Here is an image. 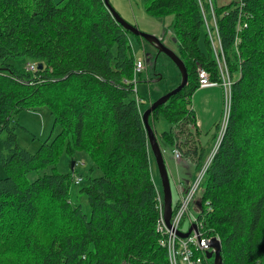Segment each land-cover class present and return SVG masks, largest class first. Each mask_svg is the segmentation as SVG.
Listing matches in <instances>:
<instances>
[{
	"label": "trees",
	"instance_id": "1",
	"mask_svg": "<svg viewBox=\"0 0 264 264\" xmlns=\"http://www.w3.org/2000/svg\"><path fill=\"white\" fill-rule=\"evenodd\" d=\"M211 5L234 84L196 219L203 239L220 238L222 264H264V0L221 7L212 0H148L151 15H173L177 55L188 72L185 88L149 123L156 134L162 115L170 129L157 137L161 149V142L171 153L177 149L199 170L206 149L191 103L200 88L198 67L219 81L203 18ZM239 23L247 27L238 32ZM134 37L142 40L117 23L104 0H0V137L6 134L0 163L7 173L0 179V264H169L157 231L162 193L142 102L134 97L142 74L134 76ZM10 59L37 69L19 70ZM42 108L60 131L29 152L17 142L16 115ZM62 148L92 163L78 190L90 216L71 199L73 172L56 171ZM34 172L43 174L29 180ZM202 257V264L213 258Z\"/></svg>",
	"mask_w": 264,
	"mask_h": 264
},
{
	"label": "rangeland",
	"instance_id": "2",
	"mask_svg": "<svg viewBox=\"0 0 264 264\" xmlns=\"http://www.w3.org/2000/svg\"><path fill=\"white\" fill-rule=\"evenodd\" d=\"M54 1L58 2L60 0ZM239 1L240 0H212L213 4L217 7L229 5ZM110 3L114 9H116L115 11L119 13V15L126 22L134 25L141 32L156 37L170 51L176 54L179 53V41L172 26V14L163 16L151 15L147 12L148 0H110ZM199 43L203 48V40H201ZM132 45L135 58L137 60H141L144 64V70L136 81V91L134 97L136 99H142L141 109L142 112H145L153 102L158 100L166 93L176 89L180 84L181 77L174 62L167 55L159 53L156 47L146 40L142 39L138 41L134 37ZM9 62L22 71L27 70L29 63L25 59H10ZM191 103L197 120L200 122L202 121V125L199 127L202 133L200 141L206 149V158L203 162L204 164L207 158L210 156L215 144L213 135L217 132L215 129V124L221 120L223 90L218 84H212L206 88H198L191 98ZM16 120L18 122V125L15 127V131L17 133V142L21 147L27 149L29 152L37 151L43 141L51 142L60 131L58 126H54L53 116L51 115L48 108L21 111L16 115ZM169 129L170 124H168L162 115H160L155 121L156 132L158 135H160L162 132L169 131ZM5 137L6 134H3L0 137V152L2 149V141L5 139ZM161 144L170 174L169 177L173 203L176 204L178 198H180V196L186 190L180 188V194H178L177 188L173 181L174 178H177L178 170L176 167L180 166L179 162L181 159H179V161L174 160V162H171L167 148L164 146L163 142H161ZM72 163H75L74 169H72ZM91 166L92 163L85 153L74 151L72 154H69L64 148L61 149V153L56 164V171L58 173L66 174L68 172H73L75 177H84V181L81 183V185L71 186L70 196L73 202L81 204L82 210L87 216H90V207L87 203L86 196L81 194L78 190L81 186L86 185L87 182L85 176L88 174ZM151 169L153 171L154 181L156 182L158 189H160L163 196L161 180L155 159L152 161ZM47 171L51 172L50 169H47L46 172ZM193 171V167H190V172L193 173ZM96 173H98V171H96ZM42 174L43 172L31 173L28 176V179L34 180ZM6 176L7 173L0 163V179L5 178ZM200 196L201 192L199 190L195 196V199H197L196 202L200 201ZM192 204L193 205L190 206L189 214L183 220L181 226L182 231H179L181 233H186L189 230V217L190 215L192 217L195 214L193 209L195 208V202L193 201ZM215 238L220 241L218 236H215ZM209 250L211 249L209 248L207 251ZM209 262L210 264H213V258H211Z\"/></svg>",
	"mask_w": 264,
	"mask_h": 264
},
{
	"label": "built area",
	"instance_id": "3",
	"mask_svg": "<svg viewBox=\"0 0 264 264\" xmlns=\"http://www.w3.org/2000/svg\"><path fill=\"white\" fill-rule=\"evenodd\" d=\"M203 18L205 21V28L207 31V35L210 44L212 46L214 58L218 67L219 81L216 84L220 85V87L223 90V106L221 113L222 115H221L219 127L216 132V136L214 138L215 144L213 150L210 156L205 161V163L202 165V167L196 172L191 184L186 188V190L180 196L175 210L173 209V216L171 218L170 227L167 226L164 219L163 196L160 193L157 196L158 209L160 212V218L157 224V231L161 235H163L161 245L167 251L169 264H202L203 261L202 255L204 256L205 251L209 249V245L207 243V241L209 240L202 239L200 233V228L202 227V225L197 221L195 217L193 219L191 218V222L197 225L198 234L193 231L189 237L181 238L179 236V231L181 230V226L184 218L189 214L190 206L192 205L195 196L200 189V186L204 180L206 172L221 145V142L223 140V137L225 135L228 126L231 109H232L234 79L230 75L229 69L227 67L224 49L222 46V42L217 26V19L212 5H211V11L209 17H207V15L204 13ZM243 27L245 28L247 27V25L245 24L241 25L239 23L238 32ZM132 43L133 41L131 42V46L133 47ZM36 69H37V65L35 63H28L27 66L28 71L35 72ZM143 70H144V64L142 63L141 60L136 59V63L134 67V76H137L138 74L142 73ZM197 72H198L197 73L198 83L200 88H206L211 86L212 84H215L211 80L210 73L206 71L204 68L198 67ZM135 79H134L135 82L134 90L136 91ZM136 100L138 105H141L142 100L140 98ZM172 156L175 161H179V159H181V154L177 149H174L172 151ZM81 182H82L81 176L75 177V183L77 185L81 184ZM199 238L202 239V242L199 241ZM196 251H199L201 255L199 256L195 255Z\"/></svg>",
	"mask_w": 264,
	"mask_h": 264
},
{
	"label": "water",
	"instance_id": "4",
	"mask_svg": "<svg viewBox=\"0 0 264 264\" xmlns=\"http://www.w3.org/2000/svg\"><path fill=\"white\" fill-rule=\"evenodd\" d=\"M104 3L107 9L109 10V12L111 13V15L113 16V18L117 21V23H119L125 30L129 31L133 36L141 37L143 40H146L147 42L155 46L159 53H163L167 55L177 66L179 73L181 75L180 84L176 89L160 97L158 100L153 102L145 112L142 113L143 124L148 135L149 145L153 153L161 180V186L163 192L164 219L167 226L170 227L171 218L173 216V198H172V190H171V183L169 177L170 174L167 163L164 158L163 151L160 147L157 136L155 134V131L149 123V117L154 110L164 105L170 99V97L174 96L175 94H177L178 92L182 91L185 88V86L188 83L187 68L184 62L180 59V57L176 53L166 48L159 39L141 32L137 27L126 22L119 15V13L115 11L114 7L110 3V0H104ZM41 67L42 65L40 64L39 68ZM74 166L75 163H72V169H74ZM192 231L198 234V228L196 224H193L187 233L179 232V235L181 238H187L191 235ZM199 241L202 242V239L199 238ZM207 243L212 251H206V257L207 258L213 257L214 264H222L221 242L214 237L211 238L209 241H207Z\"/></svg>",
	"mask_w": 264,
	"mask_h": 264
},
{
	"label": "crops",
	"instance_id": "5",
	"mask_svg": "<svg viewBox=\"0 0 264 264\" xmlns=\"http://www.w3.org/2000/svg\"><path fill=\"white\" fill-rule=\"evenodd\" d=\"M222 112V110H221ZM198 125H202V121H198ZM156 136L158 137V133H156ZM167 151L169 152V155H170V159H171V162L173 161L174 162V158L172 156V153L170 152V149L167 148ZM180 166L179 167H176L177 170H178V173H177V178L175 179L174 178V183H175V186L177 188V191H178V194H180V188L182 189H186L192 182L194 176H195V164L189 160V159H184V158H181L180 162H179ZM190 167H193V173L190 172ZM179 200V198H178ZM197 199L194 200L195 202V208L194 211H195V214L194 216L190 217L193 219L194 217L197 218L198 216V205H199V201L196 202ZM193 205V204H192ZM189 217V229L191 228V226L194 224L191 222V218ZM182 231V230H181ZM189 231V230H188ZM187 231V232H188ZM186 232V233H187ZM184 233V232H182Z\"/></svg>",
	"mask_w": 264,
	"mask_h": 264
},
{
	"label": "bare ground",
	"instance_id": "6",
	"mask_svg": "<svg viewBox=\"0 0 264 264\" xmlns=\"http://www.w3.org/2000/svg\"><path fill=\"white\" fill-rule=\"evenodd\" d=\"M116 10V9H115Z\"/></svg>",
	"mask_w": 264,
	"mask_h": 264
}]
</instances>
